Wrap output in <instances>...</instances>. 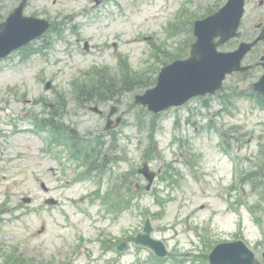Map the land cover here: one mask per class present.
Returning <instances> with one entry per match:
<instances>
[{
    "label": "rangeland",
    "instance_id": "rangeland-1",
    "mask_svg": "<svg viewBox=\"0 0 264 264\" xmlns=\"http://www.w3.org/2000/svg\"><path fill=\"white\" fill-rule=\"evenodd\" d=\"M26 1L24 14L48 20L51 28L0 60V263L151 264L149 251L131 242L123 252L111 250L141 232L146 219L152 238L168 251L157 264H208L215 243L235 238L236 231L260 260L264 107L249 90L256 75L232 78L229 94L218 100L189 101L156 118L135 105L144 90L130 85L114 100L92 102L105 114L116 106L113 119L122 116V122L111 133L104 131L105 114L88 111L95 104L77 102L101 80L120 86L125 73L127 85L137 79L153 83L162 65L188 50L192 21L225 0ZM246 1L243 34L248 23L252 28L250 10L258 0ZM20 2L0 0V23ZM42 119L59 131L69 126L87 133L79 144L84 152L99 137L109 153L106 174L77 180L78 164L53 145V138L63 137L39 127ZM222 142L236 157L239 179L251 170L262 188L238 183L234 195V164ZM144 162L159 171L149 191L137 174ZM99 188L101 194L109 191L108 212L95 197ZM234 196L241 206L231 213L227 202ZM49 199L57 204L46 205ZM19 255L24 258L17 262Z\"/></svg>",
    "mask_w": 264,
    "mask_h": 264
},
{
    "label": "water",
    "instance_id": "water-1",
    "mask_svg": "<svg viewBox=\"0 0 264 264\" xmlns=\"http://www.w3.org/2000/svg\"><path fill=\"white\" fill-rule=\"evenodd\" d=\"M25 6L26 0H22L6 20L0 23V59L40 37L50 27V23L46 20L25 17L23 15ZM243 7L244 0H228L214 14L196 21L193 27L195 42L191 45L189 57L163 68L156 85L142 95L135 96V104L158 114L167 108L181 106L193 97L215 93L222 89V81L227 74L243 71L244 69L240 68V60L252 45L242 44L237 51L232 53L217 52V47L237 36ZM262 38H264V33L259 39ZM49 86L50 84H47V88ZM254 89L263 91L258 85H255ZM113 112L114 109L111 114ZM118 122L119 119L116 123ZM110 126L109 121L106 129ZM70 133L78 136L74 129H71ZM138 173L148 181L147 188H149L153 182L154 173L148 170L146 164H143V168L138 170ZM49 203H54V201H49ZM151 231L150 222L147 220L143 233L136 236L135 244L149 248L159 257L165 256L167 253L164 245L150 237ZM124 248L125 245H122L118 250ZM262 256L264 259V252ZM209 261L211 264H259L253 258V253L242 242L216 246L209 256Z\"/></svg>",
    "mask_w": 264,
    "mask_h": 264
},
{
    "label": "flooded vegetation",
    "instance_id": "flooded-vegetation-1",
    "mask_svg": "<svg viewBox=\"0 0 264 264\" xmlns=\"http://www.w3.org/2000/svg\"><path fill=\"white\" fill-rule=\"evenodd\" d=\"M262 1L263 0L259 1L257 8L250 10V12L252 13V19H253L252 25H254V21H255V28L250 29L248 34L247 33L243 34L241 32L238 39L231 40L227 44H225L222 47V50L224 52L226 53L234 52L240 47V44L242 42L244 43L252 42L253 39L256 37V31H258L261 27H264V9L262 10V8L264 7V2ZM258 47H262L263 49L259 50L257 54L256 50L258 49ZM242 65L248 66L249 69H247L246 72L234 73L232 75H236V76H239V78H241L243 74L253 73L254 76L256 75L257 81L261 79V77L264 75V41L253 46V48L245 55L244 59L242 60ZM232 78L233 76L229 77L230 80ZM259 97H261V99L264 101V95L259 96ZM247 175H248L247 177L248 179H250L252 182H255L256 177L253 176V175H256L255 173H252L251 170H247ZM263 177H264V174H263ZM237 180L240 183V181H242V178L237 179ZM236 189H237L236 184L231 186V190H234V195L236 194ZM235 198L236 196H234V199H233L234 202L237 201ZM238 236L239 234L235 233L233 235V237L235 238L231 239V241L236 240L237 239L236 237Z\"/></svg>",
    "mask_w": 264,
    "mask_h": 264
},
{
    "label": "trees",
    "instance_id": "trees-1",
    "mask_svg": "<svg viewBox=\"0 0 264 264\" xmlns=\"http://www.w3.org/2000/svg\"><path fill=\"white\" fill-rule=\"evenodd\" d=\"M104 80L99 81V85H96L92 87L91 89H89V91H87L86 94H88V97L86 101L93 100V99L95 100H103V99H108V98L112 99V97L115 96V94H117L119 91H124V89L129 88L130 85H135V86H138V88H143V89L150 87L149 84L144 83L143 81H131L130 84L127 85V82H124L123 80H121L120 81L121 85L119 86L117 85V81H111V80L104 81ZM10 258H13V257H10ZM15 259L17 262H20L22 261L23 258L16 257ZM5 264H10V263L5 261Z\"/></svg>",
    "mask_w": 264,
    "mask_h": 264
}]
</instances>
